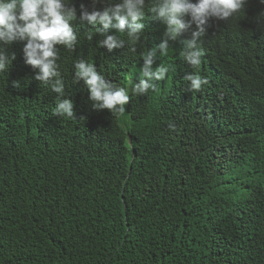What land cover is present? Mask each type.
<instances>
[{"label": "trees", "instance_id": "obj_1", "mask_svg": "<svg viewBox=\"0 0 264 264\" xmlns=\"http://www.w3.org/2000/svg\"><path fill=\"white\" fill-rule=\"evenodd\" d=\"M81 4L91 10L70 0L77 16ZM246 5L209 21L198 69L180 55L187 37L170 41L153 65L165 79L130 93L129 126L92 108L73 62L138 83L140 54L163 34L151 14L135 53L98 48L73 22L76 49H57L74 118L54 114L59 94L33 78L24 42L5 46L16 58L0 73V264H264V4ZM194 72L208 81L199 91L184 79Z\"/></svg>", "mask_w": 264, "mask_h": 264}, {"label": "clouds", "instance_id": "obj_2", "mask_svg": "<svg viewBox=\"0 0 264 264\" xmlns=\"http://www.w3.org/2000/svg\"><path fill=\"white\" fill-rule=\"evenodd\" d=\"M98 2L107 6L98 10L95 7ZM246 3L247 0H116L115 3L113 0H91V10L81 4L77 16V9L70 6V0H0V73L6 71L16 58V54L7 51L5 46L24 42L23 59L34 70L33 78L59 94L54 114L74 118L73 101L64 97L57 49V46L69 52L76 49L78 35L73 22L78 20L92 26L87 39L100 36L96 41L98 48L112 53L127 45L128 51L135 53L136 45L144 36L142 21L146 14H151L153 20L163 25V34L158 44L140 54L143 63L138 83L128 88L119 87L106 80L88 60L78 58L73 62L72 83L83 81L92 108L120 115L125 112L130 93L145 95L150 89H156L157 81L165 79L169 67L153 65L158 56L168 54L170 41L185 35L187 38L181 41L180 55L187 64L198 69L203 55L199 41L206 34L209 21H226L244 10ZM260 3L264 4V0ZM184 79L192 91H199L208 83L195 72L186 73ZM13 87L19 89L20 82L13 81ZM169 128L174 129V125L170 124Z\"/></svg>", "mask_w": 264, "mask_h": 264}, {"label": "rangeland", "instance_id": "obj_3", "mask_svg": "<svg viewBox=\"0 0 264 264\" xmlns=\"http://www.w3.org/2000/svg\"><path fill=\"white\" fill-rule=\"evenodd\" d=\"M134 81H135L134 78H133V77H130L129 80H128V87H130L131 84H134ZM119 116H120L121 119L123 120V118H122V114L118 115L119 122H120V124H122V122H121ZM124 116L128 118V120L126 121V123H128V126H129L130 119H129V117H128V114H127L126 112H124ZM123 125H124V129H126V128H127V125H126L125 123H123Z\"/></svg>", "mask_w": 264, "mask_h": 264}]
</instances>
